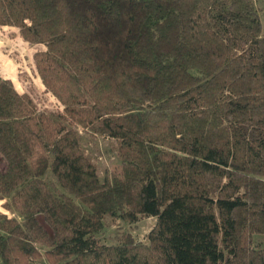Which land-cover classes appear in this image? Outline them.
I'll return each instance as SVG.
<instances>
[{
	"label": "trees",
	"instance_id": "trees-1",
	"mask_svg": "<svg viewBox=\"0 0 264 264\" xmlns=\"http://www.w3.org/2000/svg\"><path fill=\"white\" fill-rule=\"evenodd\" d=\"M0 25L46 44L44 84L121 163L101 179L65 117L0 74V264H264L255 0H0ZM106 216L157 221L106 244Z\"/></svg>",
	"mask_w": 264,
	"mask_h": 264
},
{
	"label": "rangeland",
	"instance_id": "rangeland-1",
	"mask_svg": "<svg viewBox=\"0 0 264 264\" xmlns=\"http://www.w3.org/2000/svg\"><path fill=\"white\" fill-rule=\"evenodd\" d=\"M257 9L264 25V0H255ZM47 49L45 43H32L27 41L21 29L17 26L0 25V74L5 79H11L20 93L31 95L39 109L48 113H60L65 117L64 121L69 127L74 128L82 136V146L86 154L96 165L101 179L107 175L120 171L119 142L117 139L96 133L90 128H86L79 123H75L67 116L64 104L50 91L44 84L38 73L35 53ZM92 103L87 105L92 107ZM248 135L255 136V127L248 123L246 125ZM49 177L54 179L52 174ZM4 200H0V211L12 215L3 206ZM41 220L44 218L41 216ZM156 217L143 216L134 224L124 220L106 216L104 228L99 233L102 243L115 244L121 241L124 232H132L139 241H147L148 233L156 224ZM255 240L264 245V236L256 235ZM36 264H48L43 258L35 262Z\"/></svg>",
	"mask_w": 264,
	"mask_h": 264
}]
</instances>
